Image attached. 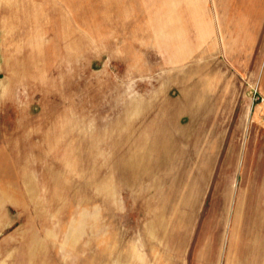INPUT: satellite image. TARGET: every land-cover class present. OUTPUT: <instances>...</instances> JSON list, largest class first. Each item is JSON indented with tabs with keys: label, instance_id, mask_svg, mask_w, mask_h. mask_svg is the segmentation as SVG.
Wrapping results in <instances>:
<instances>
[{
	"label": "rangeland",
	"instance_id": "obj_1",
	"mask_svg": "<svg viewBox=\"0 0 264 264\" xmlns=\"http://www.w3.org/2000/svg\"><path fill=\"white\" fill-rule=\"evenodd\" d=\"M0 264H264V0H0Z\"/></svg>",
	"mask_w": 264,
	"mask_h": 264
}]
</instances>
